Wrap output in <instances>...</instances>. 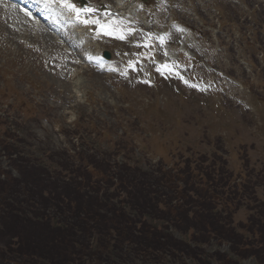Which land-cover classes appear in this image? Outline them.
Returning <instances> with one entry per match:
<instances>
[{
    "label": "rangeland",
    "instance_id": "1",
    "mask_svg": "<svg viewBox=\"0 0 264 264\" xmlns=\"http://www.w3.org/2000/svg\"><path fill=\"white\" fill-rule=\"evenodd\" d=\"M189 1L190 8L185 0H151L163 44L156 33L144 40L133 39L132 31L119 39L98 30L94 46L112 52L113 62L110 68L84 70L75 68L74 59L84 60L78 52L68 53L49 29L32 30L17 6L0 0V135L13 130L22 154L51 164L62 159L59 150L79 145L141 170L151 169L163 155L180 164L216 158L233 183L245 182L253 192V206L264 205V0ZM173 22L195 30L194 39L177 31ZM213 31L216 42L210 37ZM149 40L151 46H145ZM163 45L170 56L163 55ZM130 51L138 54L130 56ZM163 64L172 72H158ZM78 69L82 72L75 76ZM116 70L123 76L117 77ZM216 72L243 88L231 82L229 88L211 84ZM252 107L259 110L261 122ZM0 165L11 169L1 156ZM247 205L233 215L235 227L246 220ZM173 235L187 241L179 231ZM201 250L229 254L228 245L216 241ZM108 252L103 264H144L118 250ZM210 259L209 264H219ZM193 260L163 257L153 264H197ZM239 264L256 263L247 259Z\"/></svg>",
    "mask_w": 264,
    "mask_h": 264
},
{
    "label": "trees",
    "instance_id": "2",
    "mask_svg": "<svg viewBox=\"0 0 264 264\" xmlns=\"http://www.w3.org/2000/svg\"><path fill=\"white\" fill-rule=\"evenodd\" d=\"M17 140L11 129L0 135L11 168L0 165V264H103L110 249L144 264L163 257L264 264V205L253 206V192L214 159H162L141 170L84 147L59 151L51 164L22 154ZM244 202L246 221L235 227ZM213 241L229 254L202 253Z\"/></svg>",
    "mask_w": 264,
    "mask_h": 264
},
{
    "label": "snow or ice",
    "instance_id": "3",
    "mask_svg": "<svg viewBox=\"0 0 264 264\" xmlns=\"http://www.w3.org/2000/svg\"><path fill=\"white\" fill-rule=\"evenodd\" d=\"M55 2L60 3L63 8H66L68 11L75 13L77 20H80L84 25H96L99 32H103L105 35H117L119 39H125L126 35L132 34V29L124 26V22L118 19H111L110 15L108 20H102V18L94 16L98 10L94 7L78 8L74 3H71L70 0H55ZM92 15L90 19L81 20V14ZM160 43H164V37L161 36L158 38ZM139 46V45H137ZM147 46V45H145ZM129 66H133L130 62ZM157 71L163 74L165 71L172 72V67L168 64H163L157 67ZM187 83V81H185ZM191 87H196L195 84L190 85Z\"/></svg>",
    "mask_w": 264,
    "mask_h": 264
}]
</instances>
